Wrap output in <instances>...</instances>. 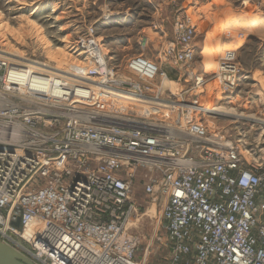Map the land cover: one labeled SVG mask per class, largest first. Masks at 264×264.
<instances>
[{
  "label": "built area",
  "instance_id": "2783aa9c",
  "mask_svg": "<svg viewBox=\"0 0 264 264\" xmlns=\"http://www.w3.org/2000/svg\"><path fill=\"white\" fill-rule=\"evenodd\" d=\"M196 32L191 20L180 21L161 60L130 58L133 79L104 75L95 40L76 45L92 68L70 84L0 54V70L8 67L0 76V127L8 136L0 139V212L13 209L6 219L0 214L1 241L34 264H144L142 239L128 230L139 216L131 195L144 169V191L162 209L167 264H264V160L224 144L209 120L214 114L165 85L183 80L191 85L184 93L209 86L204 76H187ZM235 58L223 55L222 67L231 68H221L215 80L227 93L240 85ZM142 60L153 71L139 68ZM159 61L180 69L178 81ZM21 75L27 80L10 82ZM34 75L47 84L34 86ZM140 99L165 118L148 122L125 112V101ZM121 101L123 116L115 110ZM29 225L34 233L27 237Z\"/></svg>",
  "mask_w": 264,
  "mask_h": 264
},
{
  "label": "rangeland",
  "instance_id": "374dc122",
  "mask_svg": "<svg viewBox=\"0 0 264 264\" xmlns=\"http://www.w3.org/2000/svg\"><path fill=\"white\" fill-rule=\"evenodd\" d=\"M258 17H264V0H0V51L1 55L14 56L30 68L43 66L40 70H51L70 84L78 76H89L92 68L88 56L76 45L95 40L105 57L104 75L133 79L130 58L142 54L155 62L161 60L165 45L175 40L176 25L191 20L197 28L196 53L187 76H205L210 80L209 86L184 93L191 85L182 80L172 84L171 90L177 95L182 91L188 102L220 107L209 120L222 132L224 144L232 142L248 160H264V24L252 27L236 24L241 19ZM228 25L234 28L229 29ZM224 27L230 31L221 33ZM233 45H239L231 52H235L234 62L241 69V79L237 91L227 93L219 88L215 78L222 74V57L229 52L226 46ZM77 63L83 72L74 69ZM160 64L170 70L166 64ZM2 67L0 76H6L8 67L6 64ZM169 76L178 81L182 75L175 67ZM32 84L47 83L34 79ZM154 105L142 99L124 102L129 108L125 112L130 110L129 114L135 118L159 122L165 114L159 113ZM115 110L123 116V101L115 104ZM39 127L51 131L46 124ZM146 174L144 169L138 173L131 195L139 204L133 232L143 242L138 255L144 264H167L168 251L162 245L165 237L162 209L153 205L144 191ZM12 210L7 207L0 214L6 219ZM152 210L153 215L149 214ZM144 213L146 216L141 217ZM156 236L163 240H154Z\"/></svg>",
  "mask_w": 264,
  "mask_h": 264
},
{
  "label": "bare ground",
  "instance_id": "6f19581e",
  "mask_svg": "<svg viewBox=\"0 0 264 264\" xmlns=\"http://www.w3.org/2000/svg\"><path fill=\"white\" fill-rule=\"evenodd\" d=\"M235 22V21H234ZM236 24H238L237 26H239V25H241V26H245V27H252V26H256V25H259V24H264V17H258V18H254V19H250V20H240V21H237V23ZM235 25V24H234ZM229 26V25H228ZM227 26V27H228ZM232 26V27H231ZM236 26V25H235ZM231 28H234L233 27V25H230L229 26V29H231ZM224 29L225 30H223V31H221V33L223 32H227L229 29H226L225 27H224ZM216 30V29H215ZM230 31V30H229ZM237 42V41H236ZM91 44V46H95V44L94 43H90ZM227 48V49H226ZM226 50L227 51H229V52H227V53H225V54H229V53H235V52H231V51H234V50H237L238 48H239V45H233V46H229V47H227L226 46ZM192 50H193V52H194V54L196 53V47L195 46H193L192 47ZM214 50H216V49H214ZM216 53V52H215ZM1 54V53H0ZM146 59V61L148 62V63H150V64H155L156 62L154 61V60H149V59H147V58H145ZM145 60H142L141 62H140V65H137L139 68H140V66H142V67H146V68H149L151 71H153L152 70V68H151V66L146 62ZM80 65H78V63H77V65H74L73 67H74V69H76V70H79V68L80 69H82V67H79ZM35 69H38V68H40V67H38V66H36V67H34ZM33 68V69H34ZM220 68H223L224 70L225 69H229V68H231V67H229V66H224V67H222V65H220ZM73 69V70H74ZM83 70V69H82ZM110 70V69H109ZM174 69H170V70H168L169 72H171L172 73V71H173ZM212 70V69H211ZM83 72V71H82ZM21 73H23V72H21ZM13 74H16V72H13ZM111 75V74H110ZM196 76H202V75H197V74H195ZM205 77V76H204ZM120 78H123V77H120ZM172 79H174L173 77H171ZM218 78V76L215 78V79H217ZM34 79H36V80H43L41 77H39V76H36V75H34L33 76V80ZM205 79H206V77H205ZM10 82L11 81H13V82H15V83H20V82H23V81H26L27 80V76H11L10 77ZM32 80V81H33ZM171 81V80H170ZM170 81H168V80H165V85L167 86V87H169V88H172L171 87V85H167L168 84V82H170ZM170 84H174V82H171ZM112 92H116V93H123V91L121 92V91H119L118 89H116L115 91L114 90H111ZM143 100V99H142ZM195 102V104L196 105H198V108L200 107V109L201 110H203V111H205L206 113H212V114H214L215 112H218V111H220L221 110V108L220 107H214V106H204V105H202V103L201 102H196V101H193V102H189V103H194ZM159 103V102H158ZM160 104V103H159ZM183 105V104H182ZM0 111H2V109H0ZM4 125V124H3ZM4 129H5V127H0V139H2V140H5V139H8V136H6V133H4L3 131H4ZM16 132L17 131H14L13 133H12V140H15V141H17L18 140V134H16ZM171 132L173 133V130H171ZM5 135H4V134ZM155 214L154 213V211L152 210L151 212H149V214ZM147 214V213H146ZM146 214L144 213V214H141V217L143 216H146ZM160 215V214H159ZM137 221V219L134 221V222H131L129 225H128V230L131 232V233H133V232H135L136 231V224L137 223H135ZM33 227H34V225H29V228L26 230V232H25V235L28 237H30L33 233H34V229H33ZM149 231V230H148Z\"/></svg>",
  "mask_w": 264,
  "mask_h": 264
},
{
  "label": "water",
  "instance_id": "95a60500",
  "mask_svg": "<svg viewBox=\"0 0 264 264\" xmlns=\"http://www.w3.org/2000/svg\"><path fill=\"white\" fill-rule=\"evenodd\" d=\"M19 225V223L17 224ZM0 264H34L15 248L0 240Z\"/></svg>",
  "mask_w": 264,
  "mask_h": 264
}]
</instances>
